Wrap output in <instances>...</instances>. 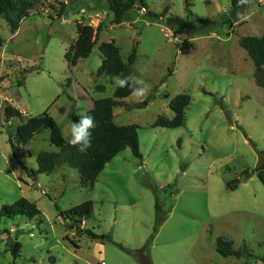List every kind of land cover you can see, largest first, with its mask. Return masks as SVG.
Segmentation results:
<instances>
[{"label":"rangeland","instance_id":"obj_1","mask_svg":"<svg viewBox=\"0 0 264 264\" xmlns=\"http://www.w3.org/2000/svg\"><path fill=\"white\" fill-rule=\"evenodd\" d=\"M144 2L156 14L167 8L166 17L198 26L199 20L217 23L177 35L135 8L116 25L105 0H38L16 32L0 18V208L25 199L40 211L34 219H1L0 264H262L221 257L215 241L225 237L234 250L255 257L264 250V186L253 172L264 160V89L239 45L244 37L264 35V5L252 1L230 18V0H189L192 16L185 0ZM77 23L101 24L102 31L89 56L69 71L64 54L76 39ZM184 38L191 44L187 54L179 48ZM111 41L122 60L136 51L130 76L150 86L142 100L130 95L113 109L114 124L137 126L141 159L126 148L92 188L80 185L75 168L37 174L36 156L58 150L50 141L52 128L26 144L23 136L45 113L69 140L71 123L89 103L113 96L112 77L97 76L99 45ZM181 94L190 97L183 125L153 127L159 117L172 119L169 102ZM9 106L23 118H7ZM245 170L252 175L229 190L226 183ZM155 198L163 221L153 234ZM87 201L93 213L77 226L109 235L114 243L79 235L61 216ZM15 241L16 259L10 250Z\"/></svg>","mask_w":264,"mask_h":264},{"label":"trees","instance_id":"obj_2","mask_svg":"<svg viewBox=\"0 0 264 264\" xmlns=\"http://www.w3.org/2000/svg\"><path fill=\"white\" fill-rule=\"evenodd\" d=\"M109 10L113 13L112 23L119 25L122 23L124 15L140 7L141 10L153 20L160 21L169 27L177 35H185L187 33L199 32L205 28L215 25L217 22L212 20H199L198 25L190 22L188 18L183 19L177 16L166 17L167 8L159 14L149 12L146 8L144 0H105ZM258 1V0H252ZM264 1V0H263ZM38 0H0V18L4 19L12 32H16L21 21L26 18L30 11L37 6ZM65 4H61V8L57 12V17L63 15ZM231 17L233 18L245 6H239L238 0H230ZM185 10L188 16H192L190 11L189 0H185ZM76 39L72 45L68 47L64 54V59L67 63L68 70L71 71L77 63L85 59L91 53V50L97 42L102 31V25L99 24L96 28L90 25H75ZM3 45V39L0 37V48ZM239 45L246 51L248 57L255 65V83L258 87L264 89V35L260 37L247 36L240 40ZM180 51L187 54L191 48V44L187 38L180 42ZM99 51L102 56L101 64L97 70V76L105 75L108 77H128L131 74V67L136 59V51L133 49L131 54L122 60L119 48L114 42H102L99 45ZM101 90L102 87H99ZM130 88L116 87L111 98H103L92 101V106L87 110L86 115L92 116L97 124L92 130V146L85 153L77 151V147L71 146L68 141L62 136L59 126H55L51 119L46 114L42 115L39 121H33L29 131L22 138V143L26 144L35 134L51 127L50 141L58 150L56 152H42L36 156L37 174H50L57 168L62 166L75 168L79 172L80 185L87 188H92L96 178L117 154L129 148L132 155L141 159V154L138 149V137L136 133V125L117 126L113 122V109L120 105V100L130 96ZM190 104V97L186 94H181L174 97L169 102V108L173 112L172 119L159 117L153 127H161L167 129L179 128L185 121L184 111ZM4 114L7 118H23V115L12 108H5ZM13 157L16 158V150L11 142ZM248 170L243 171L246 173ZM253 172L257 175L259 182L264 186V160H262ZM34 174V173H33ZM242 176V175H241ZM240 176V177H241ZM238 178L227 182L226 186L229 190L237 188L236 182ZM93 213V206L90 201L84 202L72 207L68 212L61 214L64 220L68 219L73 222L74 229L78 234L92 241L114 243L109 235L96 234L89 229H79L77 224H81L83 220L90 218ZM161 204L155 198L154 214L155 225L153 234L157 232L158 225L163 221L161 215ZM40 211L35 203L25 199H20L12 205H4L0 208V222L3 217L14 218L16 216H24L28 219H34L39 216ZM65 216V217H64ZM121 250H126L128 253L140 256V252H133L119 245ZM264 249V242H263ZM11 253L16 259L20 250L18 242L10 243ZM215 250L221 257L240 258H255L264 264V250L261 257H255L246 250H234L233 242L225 237H218L215 241ZM54 260V259H53ZM52 260V261H53Z\"/></svg>","mask_w":264,"mask_h":264},{"label":"clouds","instance_id":"obj_3","mask_svg":"<svg viewBox=\"0 0 264 264\" xmlns=\"http://www.w3.org/2000/svg\"><path fill=\"white\" fill-rule=\"evenodd\" d=\"M251 3L252 0H238L239 6H246ZM241 19H245V17H241ZM111 79L114 81L116 87L130 88L131 96L137 100H142L148 94L150 86L143 79L134 76L121 77L119 75ZM96 126L97 124L92 116L82 115L78 121L71 123L68 143L73 147L78 146V152L85 153L92 146V130Z\"/></svg>","mask_w":264,"mask_h":264},{"label":"water","instance_id":"obj_4","mask_svg":"<svg viewBox=\"0 0 264 264\" xmlns=\"http://www.w3.org/2000/svg\"><path fill=\"white\" fill-rule=\"evenodd\" d=\"M136 10L140 11L141 8L136 7ZM250 175H251V173H248V172L244 173V175L236 183L239 184V183L243 182L245 179L249 178Z\"/></svg>","mask_w":264,"mask_h":264},{"label":"crops","instance_id":"obj_5","mask_svg":"<svg viewBox=\"0 0 264 264\" xmlns=\"http://www.w3.org/2000/svg\"><path fill=\"white\" fill-rule=\"evenodd\" d=\"M257 2H258L259 4L264 5V1H263V0H258ZM65 3H66V1H65ZM83 25H85V24H83ZM86 25H90V24H86ZM96 26H97V25H96ZM92 27H94V26H92ZM91 106H92V101L89 103V107H88V109H90ZM113 118H114V115H113ZM251 175H252V174H251Z\"/></svg>","mask_w":264,"mask_h":264},{"label":"built area","instance_id":"obj_6","mask_svg":"<svg viewBox=\"0 0 264 264\" xmlns=\"http://www.w3.org/2000/svg\"><path fill=\"white\" fill-rule=\"evenodd\" d=\"M99 20H100V15L98 13H95L94 14V21L99 22ZM90 26H92V25H90Z\"/></svg>","mask_w":264,"mask_h":264}]
</instances>
